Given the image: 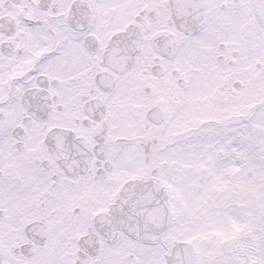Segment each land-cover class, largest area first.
Segmentation results:
<instances>
[{
	"label": "snow or ice",
	"instance_id": "obj_1",
	"mask_svg": "<svg viewBox=\"0 0 264 264\" xmlns=\"http://www.w3.org/2000/svg\"><path fill=\"white\" fill-rule=\"evenodd\" d=\"M0 264H264V0H0Z\"/></svg>",
	"mask_w": 264,
	"mask_h": 264
}]
</instances>
